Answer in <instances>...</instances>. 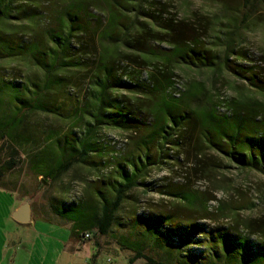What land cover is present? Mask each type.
Here are the masks:
<instances>
[{"label": "trees", "instance_id": "trees-1", "mask_svg": "<svg viewBox=\"0 0 264 264\" xmlns=\"http://www.w3.org/2000/svg\"><path fill=\"white\" fill-rule=\"evenodd\" d=\"M244 1L245 25L264 0ZM167 7L157 0H0V187L11 190L17 168L45 185L75 168L96 175L93 182L73 176L87 182L85 200H50L73 236L108 235L134 190L154 192L173 208L135 214L129 264H235L244 251H264V238L204 223L214 219L189 182L149 179L155 168L180 167L184 178L201 182L229 169L227 162L264 176V60L242 48L225 6L221 18H181ZM183 69L227 74L241 85L229 86L230 97L202 81L179 88ZM107 130L123 136V148L109 143ZM255 208L226 202L218 211L228 219ZM253 223L245 226L255 236Z\"/></svg>", "mask_w": 264, "mask_h": 264}, {"label": "rangeland", "instance_id": "rangeland-1", "mask_svg": "<svg viewBox=\"0 0 264 264\" xmlns=\"http://www.w3.org/2000/svg\"><path fill=\"white\" fill-rule=\"evenodd\" d=\"M168 5V9L175 12L181 18H191L193 14H198L205 17L218 16L222 17V7L229 10V14L225 13V23L230 21V18H236L235 24L238 27L237 33L241 40V46L246 49L254 59L264 60V5L258 4L255 13L247 24L242 23L243 13L240 14L244 6V0H157ZM45 8V7H42ZM226 11V10H225ZM240 15V16H239ZM9 68L7 63L3 66ZM20 64H10L8 70L19 68ZM179 79L177 86L186 88L187 84L193 80L202 81L213 92H219L226 96H234V91L230 90L229 86L241 85L233 77L227 74H214L210 71L199 72L194 69L180 70L178 72ZM12 78V75L8 76ZM17 78V77H14ZM224 111L222 110V113ZM41 122L46 121L45 118H37ZM108 135L109 143L116 144L118 148H123V136L113 130L105 131ZM2 144L0 143V148ZM185 158V157H184ZM229 169L223 170L216 174L214 179H207L197 182L194 176L190 174L184 178V171L180 167L174 168L173 171H168L165 168H155L150 175V182H155L157 185H185L187 183L190 190H195L199 196L207 201V212L211 215L212 221H203L210 226H224L235 231L242 236H250L254 241L263 240L264 236V176L251 171L237 169L234 165L227 162ZM77 172L80 176H84L89 182L97 181L96 175H88L83 169L75 168L68 175L62 178L61 182L53 184H41L39 179L34 178L28 172L19 171L17 168L8 177V187L22 197H25L28 202L32 203L35 210H46L52 212L50 206L51 198H58L67 202L85 200V189L87 182L73 181V176ZM190 172V171H188ZM187 179L188 181H185ZM131 199L124 203L123 209L118 214L119 226H114L108 235L101 236L96 230H91L92 239L84 244L78 245L74 242L67 244L66 251L62 253L61 258L56 264H90L92 256L96 255L94 264H107L109 259L112 264H129L130 259L134 257V253L129 250L128 245L134 240L131 233L132 219L135 214L147 211L148 208L156 210L163 209L164 211L173 208V202L169 198H165L154 192L145 193L142 189L134 190L131 194ZM226 202L231 204H244L253 202L256 208L253 211H245L237 215V217L223 218L218 211L220 205L225 209ZM178 200L174 202L175 206L179 207ZM51 214H54L53 212ZM55 215V214H54ZM57 216V215H55ZM194 219V218H193ZM68 225V221H65ZM215 221V222H213ZM253 221V228L256 235L252 236L251 231L246 230L245 223ZM71 224V223H70ZM69 224V225H70ZM72 225V224H71ZM70 225V226H71ZM39 225L37 229H40ZM49 230H52L48 226ZM10 229L8 226V230ZM66 229L57 227L56 231L63 232ZM138 230L142 231L143 227L138 226ZM33 229L25 227H17L11 231L10 248L11 253L16 252L14 242L24 241V245L19 248L20 254L19 264H23L26 260L25 256L29 250L30 240L29 233ZM133 232V231H132ZM67 230L64 235H66ZM252 233V234H251ZM264 241V240H263ZM54 248L56 246L54 245ZM56 258V255L54 256ZM54 260H52L53 262ZM134 264H145L144 260H137ZM235 264H264V251H257L255 254H246L242 252L238 256Z\"/></svg>", "mask_w": 264, "mask_h": 264}, {"label": "crops", "instance_id": "crops-1", "mask_svg": "<svg viewBox=\"0 0 264 264\" xmlns=\"http://www.w3.org/2000/svg\"><path fill=\"white\" fill-rule=\"evenodd\" d=\"M27 199L22 197L14 190H7L0 187V264H19L20 254L18 250L24 245V241L14 242L16 252L11 253L10 238L11 231L17 229V227H25L27 229H33V232L29 233L30 240L25 256L26 260L23 264H56L61 258L62 253L66 251L67 244L74 242L81 245L86 243L82 239V233L80 235L73 236L71 234L72 225L70 223L65 224L62 218L51 214L46 210H35L32 203H30L31 220L28 223H20L15 220L14 216L17 215L23 205L26 204ZM71 226H70V225ZM39 225H42L40 229H37ZM8 226L10 229L8 230ZM48 226L52 228L49 230ZM57 227L66 229L63 232L56 231ZM67 230L66 235H64ZM10 237V238H9ZM54 245L57 249L54 248ZM56 255V258L54 257ZM96 255L90 259V264H94ZM52 260H54L52 262Z\"/></svg>", "mask_w": 264, "mask_h": 264}, {"label": "water", "instance_id": "water-1", "mask_svg": "<svg viewBox=\"0 0 264 264\" xmlns=\"http://www.w3.org/2000/svg\"><path fill=\"white\" fill-rule=\"evenodd\" d=\"M15 220L20 223H28L31 220L30 203L26 202L25 205L19 210L17 215L14 216Z\"/></svg>", "mask_w": 264, "mask_h": 264}, {"label": "built area", "instance_id": "built-area-1", "mask_svg": "<svg viewBox=\"0 0 264 264\" xmlns=\"http://www.w3.org/2000/svg\"><path fill=\"white\" fill-rule=\"evenodd\" d=\"M82 239H83L84 241H89V240L92 239V234H91L90 232H85V233L82 234ZM112 263H113V262H112L111 259H109V260L107 261V264H112Z\"/></svg>", "mask_w": 264, "mask_h": 264}]
</instances>
